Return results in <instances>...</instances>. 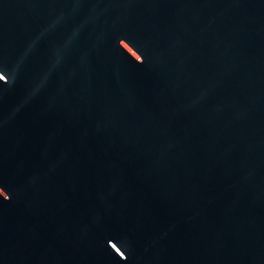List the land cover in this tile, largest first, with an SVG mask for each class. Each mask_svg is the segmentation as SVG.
<instances>
[{"label":"water","instance_id":"water-1","mask_svg":"<svg viewBox=\"0 0 264 264\" xmlns=\"http://www.w3.org/2000/svg\"><path fill=\"white\" fill-rule=\"evenodd\" d=\"M0 264H264V0H0Z\"/></svg>","mask_w":264,"mask_h":264}]
</instances>
